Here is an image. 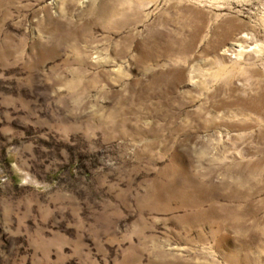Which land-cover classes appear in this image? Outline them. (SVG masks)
Wrapping results in <instances>:
<instances>
[{"label": "rangeland", "instance_id": "rangeland-1", "mask_svg": "<svg viewBox=\"0 0 264 264\" xmlns=\"http://www.w3.org/2000/svg\"><path fill=\"white\" fill-rule=\"evenodd\" d=\"M0 264H264V0H0Z\"/></svg>", "mask_w": 264, "mask_h": 264}]
</instances>
